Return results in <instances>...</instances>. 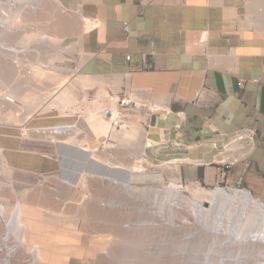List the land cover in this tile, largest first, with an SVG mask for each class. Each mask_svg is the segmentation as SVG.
<instances>
[{
	"label": "crops",
	"instance_id": "0c3cea01",
	"mask_svg": "<svg viewBox=\"0 0 264 264\" xmlns=\"http://www.w3.org/2000/svg\"><path fill=\"white\" fill-rule=\"evenodd\" d=\"M60 3L74 12L82 5L85 15L99 21L84 36L85 47L93 53L92 57L84 64H68L74 69L66 67L69 72L78 70L95 78L92 86L73 87L78 100L71 107L83 105L77 113H85L86 105L100 108L126 81L156 105L149 121L154 146L147 150V156L166 176L211 186L226 180L222 176L225 169L228 183L242 179L246 187L264 198V0H60ZM124 21L132 25L129 39L123 31ZM45 84L56 86L49 81ZM93 89L98 94L90 99ZM202 90L204 97L197 101ZM54 110L63 113L69 109L56 107L47 112ZM246 126L256 129V147L249 156L252 162L248 164L247 158H242L226 169L221 164L225 143L235 130ZM41 144L47 145L55 160L33 152L42 151L45 147L41 148ZM90 145L103 149L97 141ZM0 146L7 155L6 174L14 168L47 175L62 167L58 147L65 144L26 141L13 130L2 129ZM80 171L76 182L59 173L53 176L83 188L88 186L84 174L107 172L85 167ZM40 185L21 192L13 189L17 202L12 209L18 210L21 227L28 230L31 244L43 249L41 264H74L73 259L89 264L97 248L95 237L79 228L69 237L64 235L65 229L57 223L56 216L41 209L43 201L41 205L38 203L46 189L45 184ZM59 186L45 190L44 196L52 191L47 200L55 195L49 204L50 207L56 198L52 209L56 208L54 203L59 197L55 190ZM37 187L43 189L41 192L37 189L40 200L35 197ZM90 206L86 215L91 212L92 216L99 215V205H92L95 209Z\"/></svg>",
	"mask_w": 264,
	"mask_h": 264
},
{
	"label": "bare ground",
	"instance_id": "6f19581e",
	"mask_svg": "<svg viewBox=\"0 0 264 264\" xmlns=\"http://www.w3.org/2000/svg\"><path fill=\"white\" fill-rule=\"evenodd\" d=\"M49 3L53 4L57 10L62 9V2L60 3V0H51L47 4L49 5ZM47 4L42 5L40 9H42ZM64 10L69 9L65 8ZM75 12L80 16V23L78 27L82 32L80 31L81 34L79 33L80 35L75 36L78 37V41L72 42L68 46H61V43L65 41V39L62 40L61 38H57L56 36L55 38L51 35L52 33H43L42 29H40L41 25L38 24V27H40H37L33 31V36L46 39L47 42L49 39L52 43H48L47 45H51L54 48L58 47V50H55V52H53L55 56L43 60L42 63H40L39 60L34 59V61L31 63V65L34 66L32 68V71L31 68L22 69L21 67H19V58H16L14 60L11 59L15 57H12L11 59L0 58V64L2 62H10L14 67L15 72H18V74L23 70L29 71V76L31 74L30 77L33 78L36 83L38 82L37 84L39 85L40 83L42 85H45V83H42V81L46 79L54 81V84H56L57 82L56 86L54 85V87L47 86L49 85L47 84L46 86L42 87V89L36 91L41 93H36L35 91L34 93H32L31 91L30 93L28 92V90L26 91L27 88L24 89L26 92H20V86H18L17 90L8 89V91H3L0 86V101L4 100V102L7 101L6 103L9 104L8 108L7 105L6 109L3 108V106L5 105H2V110L0 109V124L4 123L23 127L26 120L30 118L31 115L39 108L44 107V104L48 100H51L53 97L55 98L43 108L42 112H47L51 110L52 107H71L72 105L76 104L78 100V98L76 99L74 88L78 87L77 85H81V87L86 88L87 86H92L95 83V78L93 76L84 75L82 73L80 74L78 73V70H73L74 72L70 71L72 73L71 74L68 69L66 70V67H58V65L55 64V61L59 57H63L64 60L69 58L68 56L60 52L68 50L70 48L69 51L70 53H72L77 49V45L80 47V50L78 51L79 55L77 56L79 58V62L82 61L81 63L84 64L83 62L88 60V57L84 55L83 50V47L85 46L84 36L93 28L97 27L99 25V21H97L95 18L85 15L82 10V5H79ZM30 19L34 21L35 18L31 17ZM52 60L53 62H51ZM0 74H4V71ZM129 74L131 73H128V75ZM5 76L8 75L6 74ZM71 77H75L73 82L66 85L67 81H69ZM29 86L30 85H28V87ZM124 86L128 88V92L131 93L132 98L135 99V101L138 103V106L146 105L149 110L155 111L156 105L150 99L147 101V103H145V101L142 99L146 98L142 96L138 91L132 89L130 84L125 81L123 83V86H121L117 92H112V96H110L111 98L105 100V103L102 105L99 111L92 112L85 118L86 125L88 126L89 131L97 138V141L101 144V148L103 149H99L98 147L93 148L90 145L89 136L86 132L87 128L85 127L84 117L80 112L77 113V120H75L77 122L78 129L70 133L68 136L59 138L68 144L74 145V142L79 143L81 146H83L82 148L84 150H90L92 152V155L99 161H102L110 166L125 169L127 168L131 173L130 181L127 182L120 181L116 177L111 175H94L90 173L84 174L83 180L88 183L87 188H93V191L98 190L99 192H94V195L92 197H89L84 193L81 194L77 186L71 183L70 185L69 183H67V185L64 182L65 180L62 181L55 178L57 186L60 184H62V187L63 185L70 186V188L75 191V193L72 192L74 193V195H71L69 191L67 192L68 195L66 194V197L68 196L70 198L69 195H71L73 198L71 197V199H63L62 202L64 203V207L61 206V208H64L63 210H65L70 205L69 207H73V209H76V217L79 215L78 213L82 214L81 212L88 214L89 211L87 210L89 203L95 201L94 203L98 204L99 207L104 210L110 211V213L108 211H103L105 212L104 214H107L108 216L107 218L104 215V217L108 220L104 218L103 222H109L108 225H110L111 227L116 226L115 228H118V230L121 229L120 231L122 233L120 231V233L117 231V233H119L120 235H112L113 237L111 238L112 241L110 242L109 248H106L96 254L98 263L264 264V212L259 209L255 199H253L248 192L240 190L234 186L221 188L220 186L213 187L214 185H211L207 187V185L205 186L200 181H190L189 183H186L183 178L176 176H172L169 178V182L171 181L170 184L165 186L163 185L162 188L154 189V191H152L153 194L151 195H144V193L141 191L142 189H140L141 187L133 186L131 184L132 180L140 178L137 173L142 171V169L140 168L142 164L127 161L124 162L122 161V159L114 157L112 153L106 152L107 149H118V151L132 149L135 153V155L134 153L132 154L133 157L144 158V162L151 165L149 167L150 170L161 169L158 168L153 162L149 161L147 156V150L154 146V141L151 138H148V126L150 125L149 121H151L152 117L151 113H139L130 115V120L128 121L129 123L127 122L128 125H123L121 127L114 125L112 119L105 115V106L108 103H114L115 101H117V99H119L118 93L121 92V90L123 89L122 87ZM57 91H60V93L55 96V93ZM96 94L97 93H95L90 99L96 97ZM105 94H108L107 91H105ZM24 107L25 113L26 111H28V114H26V116L22 118L21 115H23L24 113ZM19 117H21L22 119H20ZM29 128L30 127L26 126L21 129L22 138L26 139V141L36 140L47 142L54 146L57 145L58 139L37 135L33 132V130H29ZM110 140H113L116 143H112V141L110 142ZM233 144V146L235 147L236 143L233 142ZM136 149H141L142 152L137 151L136 153V151H134ZM3 151L4 149L0 147V173L5 172L7 168V161L5 153ZM242 154L244 155V152L238 153L239 156L235 157L239 158ZM230 157L234 158L233 155H231ZM230 160L234 159L230 158ZM162 174L165 175L164 173ZM93 177H97V179H99V184L95 182H98V180L94 179V182L97 184L96 186L95 183L92 182L93 180H91L93 179ZM3 185L10 187L12 184L5 185L4 183H0V192H2V190L4 192L8 190H4L5 187ZM107 186L109 189V194L107 193L108 189L106 190ZM187 186L188 188H186ZM53 188L55 189L56 186ZM37 189L38 187L36 188V190ZM46 189H48V187ZM58 189H56L55 192H58L57 195L58 197H60V191L62 193H65L64 191H66V189L65 187V190L62 189L63 191H58ZM187 189H190L193 197H189L186 194ZM38 190H40L41 192V190L43 189H41L40 187V189ZM38 190L36 192H38ZM45 190L42 191V195L43 192H45V194L47 193L46 191L48 190ZM27 191L29 192L31 190ZM7 192H10V195H12V188L11 191L9 190ZM50 193L46 196H44V194L42 197L47 199V196L51 195ZM36 194L37 195L35 197H37L38 194L40 196L39 192ZM52 195L55 197L54 194ZM54 197L51 199L49 198L47 200H50L49 202H45V205H47L48 208L51 200L54 199ZM57 199L59 200V198ZM130 199L133 202L137 203L141 201H146L147 203L151 202L152 206L144 208L139 204L132 203ZM58 200L56 201V203L58 202ZM41 201L42 200L38 201V203L40 204ZM52 203L50 207L52 206ZM94 203L89 206H96V204ZM41 206L43 208V205ZM117 207H119L121 210L125 209L123 211L127 212L128 216L126 219L122 220V218H120L118 215H115L116 213L112 214V211ZM45 208L43 209H48L47 207ZM93 208L95 209V207ZM49 211L53 212L51 210ZM56 211L54 212V214H56ZM60 211L62 212V210ZM71 211L72 210L70 208L69 213H71ZM74 211L72 214H74ZM63 212H68V210H65ZM92 213L94 212L89 213L91 215H86L87 217L90 216V218H88V220L90 221L93 218ZM99 213H101V211ZM85 214H83L82 216H84ZM109 216L110 219L114 218L115 221H111L109 219ZM3 218V220H5V223L1 227L0 231V264H41V262L44 260V251L42 248L33 246L31 244L29 238L30 234L28 230H26L25 227L23 229L21 227V217L18 210L14 208L11 212H9L7 210L6 202V206L4 207L3 212ZM112 222L116 224H112V226L110 224ZM248 224L249 228L247 229V231H245L244 227ZM110 226L108 230L111 229ZM102 228L104 227L102 226ZM115 228L113 227V229ZM89 230L90 229H88V232H90ZM115 230L113 232L111 231V233H116ZM64 231L65 232H63V234L69 237L74 229H65ZM112 242H114V245L112 244ZM95 260L93 258L94 262H96ZM93 261L92 264H95Z\"/></svg>",
	"mask_w": 264,
	"mask_h": 264
},
{
	"label": "rangeland",
	"instance_id": "374dc122",
	"mask_svg": "<svg viewBox=\"0 0 264 264\" xmlns=\"http://www.w3.org/2000/svg\"><path fill=\"white\" fill-rule=\"evenodd\" d=\"M65 8L62 7L61 10H57L56 7L53 5V4H50L49 5L47 4L46 6H44L42 9H40V13H37L36 16H34L35 19H40V20H44L43 21V25H44V28L42 27V31L43 33H49L51 34L52 36H56L57 38H61L62 40L63 39H66L68 38V42L70 40H74L75 39V36L77 35H80L81 34V29L78 27L79 25V19H80V16L78 13L74 12V11H71V10H64ZM45 10V11H44ZM63 10V11H62ZM52 11V12H51ZM55 16V17H54ZM42 26V25H41ZM80 29H78V28ZM81 31V32H80ZM80 33V34H79ZM54 34V35H53ZM55 37V38H56ZM71 37V38H69ZM58 59H61V60H64L63 57H59ZM50 62V61H49ZM53 62V60L51 61ZM82 62V61H81ZM80 62V64H82ZM7 64V65H6ZM34 66L31 67V71H32V68ZM9 68V69H8ZM12 68V69H11ZM0 73H3L4 71V74H0V86L1 88L3 89V91H8V89H11V90H17L18 89V86L19 89H20V92H26L28 90V92L31 93H34V91L36 92L37 90H40L42 89V87L46 86L47 84L45 85H42L40 83L37 84L33 78H31V74L29 76L28 72L29 71H25L23 70L21 73L19 72H15V69L14 67L11 65L10 62H2L0 64ZM13 74H12V72ZM9 73V74H8ZM8 75V76H5V75ZM5 77H4V76ZM15 75V76H14ZM14 76V77H13ZM29 77V78H28ZM7 78V80H6ZM18 78V79H17ZM31 78V79H30ZM9 80V81H8ZM26 80V81H25ZM49 82H54V81H50V79H46V80H43L42 83H45V81H48ZM15 82V83H14ZM56 82V81H55ZM9 83V84H8ZM11 83V85H10ZM19 83V84H18ZM21 83V84H20ZM26 86H24V85ZM37 84V85H36ZM57 84V82H56ZM28 85H30L28 87ZM37 87H36V86ZM11 86V87H10ZM16 88H15V87ZM41 88H40V87ZM48 86V85H47ZM13 87V89H12ZM39 87V88H38ZM15 88V89H14ZM27 88V89H26ZM35 88V90H34ZM26 89V91L24 90ZM94 92H96L95 89L91 90V95L93 96L94 95ZM112 92V91H111ZM18 93H19V90H18ZM36 93H41V92H36ZM60 91H57L55 93V96H57V94H59ZM98 94V93H97ZM37 95V94H35ZM39 95V94H38ZM4 97V95H3ZM55 97H53L52 99H54ZM96 98V97H95ZM51 100H48L45 104H44V107L47 106V104H49ZM85 101H87L88 97L85 96ZM144 99V98H143ZM147 99V98H146ZM145 99V100H146ZM148 100V99H147ZM7 101L4 102L3 101H0V109L2 110V105H5L3 106V108L6 109V105H7V108L9 107V104L6 103ZM105 103V100L103 101ZM103 103V104H104ZM102 104V105H103ZM86 105V104H85ZM102 105H99L100 108H93V105H86V108L84 109L85 110V113H82V116L84 117V121H85V118L86 116L88 115L87 111H92V110H97V109H101ZM44 107H41L39 108L37 111H35L31 117L33 119H30L29 123H27L25 125H23V127H26L27 125L29 127H33V126H36V125H41V124H50V123H61V122H73L75 120H77V110H81V108H83V105H75L73 107H67L69 110L68 111H65V112H60L59 110H54L52 112H42L43 111V108ZM53 108H56V107H52L51 110ZM57 108H60V107H57ZM67 108H60V109H67ZM25 107L23 108V115H21V117H25L26 114H28V111H26L25 113ZM90 109V110H89ZM49 110V111H51ZM71 110V111H70ZM92 113V112H91ZM90 114V113H89ZM64 115V116H62ZM21 117H19L20 119H22ZM1 124H4V123H1ZM6 125H9V124H6ZM12 126H16V125H12ZM141 126V125H140ZM22 126H18L17 127H10V126H5V125H0V129H11L13 130V132L15 134H17L18 136H20V138H22V130L23 129ZM85 127L87 128L86 129V132L88 133V136H89V141L92 143L93 141H97V138L89 131V128L88 126L86 125V121H85ZM0 130V131H1ZM112 141V143H116L115 141L113 140H110V142ZM98 142V141H97ZM70 143H73V142H70ZM76 147L74 146H68V145H65L63 147H58L59 150V154H60V157L58 159V161H60V165L62 166L61 169L58 170V172L56 173H59L60 175L66 177L67 179L71 180L72 182H76L79 180L80 178V175L79 173L81 172L80 170H83V167H85L86 169L88 170H91V171H107L106 174L104 173V175H111V176H114L116 177L118 180L120 181H130V176H131V173L130 171L126 168H117V167H109L107 164H105L104 162H101V161H97L95 160L94 158L91 157L92 155V152H85L83 151V146H81L79 143H76L74 142L73 143ZM41 148H44L42 151H39V150H35L33 152L37 153V154H40V155H47V156H44L45 158H47L48 160H55L56 158H54L53 156V152H51L50 150L47 149V145L45 144H41L39 145ZM1 147V146H0ZM78 147V148H77ZM3 148V147H2ZM4 149V148H3ZM117 150V151H116ZM5 151V149H4ZM136 151H141V149H136L134 150ZM106 152H110L112 153V155H114V157L116 158H119V159H122V161L124 162H132V163H139V164H142L140 166V168L142 169V171L138 172V176L140 177L139 179H135V180H132L131 181V184L133 186H138V187H141L140 189H142L141 191L144 193V195H151L153 194L152 191H154V189H157V188H162V186L164 185H168L170 184L169 182V178L170 176H166V175H163V171L162 170H156V169H151L150 170V166L149 164H147L146 162H144V158H134L133 157V150L130 149V150H119L118 149H112V150H109L107 149ZM138 152V153H139ZM142 152V151H141ZM49 153V154H48ZM6 155V153H5ZM135 155V153H134ZM137 155V154H136ZM7 156V155H6ZM130 157V158H129ZM132 157V158H131ZM150 161V160H149ZM147 170V171H146ZM156 170V171H154ZM56 173H51V174H47V175H41V174H36V173H33V172H28V171H22L20 169H10L9 172L6 174V172H1L0 173V183H4L5 185L6 184H12L11 187H7V186H4V190H7V191H11V188L12 190L15 189L17 192H21L23 190H25L26 188H32V187H35V186H38L40 184H45L46 188L48 187V190L50 188H53L55 186H57L56 182H55V178L56 176H53V175H58ZM59 176V175H58ZM172 177V176H171ZM94 179L98 180L95 181ZM173 179V178H171ZM93 180L92 182H96L99 184V179H97V177H93ZM44 181V182H43ZM94 182V183H95ZM95 183V186L97 185ZM62 184H60V188L66 189V191H64L65 193H61V196H60V193H59V198L60 200H58V202L56 203V207L57 209H54L52 210L51 207L48 208L47 205H45V202H47V199L46 198H43L44 200L42 205H43V208L47 207L48 209L45 210L42 208L41 206V209H43L44 211H53L51 213L54 214V212L57 210L58 211V208H59V211L57 212L56 211V214H54L56 216V220H57V223H59L61 226H63L64 229H78L80 231H82V233L86 234V235H89L88 233H92V236L95 237V240H96V243H97V248H96V251L93 255V257H90V260L89 261V264L91 263L92 264V261H93V258L94 260L96 259V254H98L100 251L106 249V248H109L110 246V242L112 241L111 238L117 234L121 232L118 228H115L116 226H113L112 224H116L114 222L110 223L115 229H113V227H111L109 224V222H103L102 220V217L104 216V214L102 215V213H104L103 211H108V210H104L102 209L101 207H99V210L101 211V213L98 214H95L93 216V218L91 219V223L89 222L88 220V217L86 216L85 213L81 212L82 214L78 213L79 215L76 217V209L74 211L73 207H67L65 210L68 212H63L65 210H63L64 208H61L64 207V203L62 202L63 199H71V195H74L75 191L70 188V186H61ZM192 186V185H190ZM69 187V188H68ZM88 186L86 187H78L80 189V192L81 194H87L89 197H92L94 195V192H98V190L96 191H93V188L90 189V188H87ZM68 188V189H67ZM188 188V186L186 187ZM64 189V190H65ZM108 189V186L106 187V190ZM7 191H3L0 192V199L2 200H5L7 202V207H8V210L11 212L13 209V206L14 204H16L17 202V198L15 197L16 196V193L13 191V194L11 192L12 195H10V192H7ZM71 194L69 195L70 198L67 196L66 197V194L68 195V192ZM92 191V192H91ZM74 192V193H72ZM93 194H91V193ZM109 192V189L107 190V193ZM9 193V194H8ZM99 193V192H98ZM112 193V192H110ZM8 194V196H7ZM109 194V193H108ZM186 194L189 196V197H193V194L192 192L190 191V189H187V192ZM102 196V195H101ZM62 198V199H61ZM73 198V197H72ZM128 200V199H126ZM131 200V199H130ZM132 201V200H131ZM59 203H60V206H59ZM132 203H136V204H139L141 207H150L152 206L151 205V202L150 203H147L146 201H141V202H133ZM58 204V205H57ZM87 205V204H86ZM72 206V205H71ZM89 206V205H88ZM132 207V206H131ZM69 208V209H68ZM70 208H71V213H69L70 211ZM102 209V210H101ZM129 209V208H128ZM62 210V212L60 211ZM125 210V209H123ZM123 210H121L119 207H117L115 210H113L111 213L112 214H115L116 216L118 215L120 218L123 219H126L128 216H127V212H124ZM74 211V214H72ZM50 212V211H49ZM61 212V213H60ZM110 213V211H108ZM63 213V214H62ZM66 213V214H65ZM68 213V214H67ZM62 214V215H61ZM72 214V215H71ZM83 214H85L84 216H82ZM59 215V216H58ZM70 215V216H69ZM81 215V216H80ZM109 215V214H108ZM86 216V218H85ZM111 216V215H110ZM110 216H109V219H110ZM62 217V218H61ZM106 217L108 218L107 214H106ZM124 217V218H123ZM112 218V217H111ZM99 219V220H98ZM106 219V218H105ZM117 219V218H116ZM108 220V219H106ZM105 220V221H106ZM111 221H115L114 218L113 219H110ZM97 221V222H96ZM101 221V222H99ZM103 222V223H102ZM72 223V224H71ZM107 226H106V224ZM76 224V225H74ZM94 224V225H93ZM93 225V226H92ZM105 225V226H104ZM73 226V227H72ZM76 226V227H75ZM102 226L104 228H102ZM109 226L111 227L110 230L109 229ZM89 227V228H88ZM93 227V228H92ZM96 227V228H95ZM108 230H106L105 229ZM108 227V228H107ZM245 228V231H247V229L249 228V224L247 226L244 227ZM88 229H90L88 232ZM105 231H104V230ZM78 230V231H79ZM97 230V231H96ZM115 230L116 233H111V231L113 232ZM117 231L119 233H117ZM69 233V232H67ZM122 233V232H121ZM113 235V236H112ZM120 235V234H119ZM114 242H112L113 244ZM114 245V244H113ZM114 247V246H113ZM111 247V248H113ZM92 252V251H91ZM96 262H94L95 264H103L102 262H99L97 261V259L95 260ZM72 262L74 264H83L82 262L78 261V260H72ZM107 262V261H106ZM106 264V263H104Z\"/></svg>",
	"mask_w": 264,
	"mask_h": 264
},
{
	"label": "built area",
	"instance_id": "2783aa9c",
	"mask_svg": "<svg viewBox=\"0 0 264 264\" xmlns=\"http://www.w3.org/2000/svg\"><path fill=\"white\" fill-rule=\"evenodd\" d=\"M49 1L51 0H0V58L11 59L12 57H15L11 60L19 58L20 62L18 66L22 69H30L32 66L31 63L34 59H37L40 63H42L43 60L55 56L53 52L58 50V47L54 48L51 45H47L48 43H52L49 39L47 42L46 39L33 36V31L38 27V24L42 25L41 28H44V20L37 19V21L34 19L33 21L30 19L31 17L36 16L37 13H40L42 5L47 4ZM123 31L126 39H129L132 32V25L130 21H124ZM75 41H78V37H75L74 40H70L69 42L68 39H65V41L61 43V46H68L70 43ZM69 50L70 48L60 52L69 58L65 60L57 59L55 64L58 65V67H70L74 69V67L68 64H79V58L77 56L79 55L78 51L80 50V47L77 45V49L72 53H70ZM83 50L84 55L88 57V59L92 57V52L88 51L85 46L83 47ZM127 58L131 59V56L128 55ZM243 85V82L240 81L239 86L242 87ZM122 88L121 92L118 93L119 99H117L114 103H108L104 110L105 115L112 119L114 125L119 127L123 125L127 126L129 123L128 121L130 120V115L139 113L152 114L153 110H149L146 105L138 106V103L132 98L131 93L128 92V88H126V86ZM203 97L202 90L197 95V101L202 100ZM142 100L147 103L149 99ZM148 127L150 128V125ZM77 129L78 125L76 121L41 124L29 128V130H33V132L37 135L58 139L57 145L59 146L62 144L67 145L59 138L68 136ZM148 138H150V136ZM233 142H235L238 147L236 145L234 147ZM255 147L256 129L254 127L246 126L235 130L225 143L223 156L221 158L222 166L226 167V169L230 168L242 158H247L248 164H250L252 161L249 156ZM243 152L244 155L242 154L241 157L236 158L239 156L238 153ZM231 155L234 156V160H230V158H228ZM222 176L224 179L226 178V180L218 182L213 187L220 186L221 188H228L230 186H234L240 190L246 191L253 199H255L259 209L264 212L263 197L253 193L249 187H246L243 184L242 179H240L238 183H228L225 169H222ZM189 182L190 181H186V183ZM5 206L6 201L0 199V231L1 227L5 223V220H3Z\"/></svg>",
	"mask_w": 264,
	"mask_h": 264
}]
</instances>
